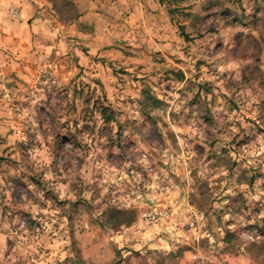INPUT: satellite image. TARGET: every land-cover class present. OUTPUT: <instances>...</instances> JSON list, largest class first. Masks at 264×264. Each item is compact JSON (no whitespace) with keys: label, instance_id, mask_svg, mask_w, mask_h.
Masks as SVG:
<instances>
[{"label":"rangeland","instance_id":"1","mask_svg":"<svg viewBox=\"0 0 264 264\" xmlns=\"http://www.w3.org/2000/svg\"><path fill=\"white\" fill-rule=\"evenodd\" d=\"M5 13L0 264H264V0Z\"/></svg>","mask_w":264,"mask_h":264},{"label":"crops","instance_id":"2","mask_svg":"<svg viewBox=\"0 0 264 264\" xmlns=\"http://www.w3.org/2000/svg\"><path fill=\"white\" fill-rule=\"evenodd\" d=\"M24 4L25 3V0H3L2 3H0V44L2 45H7L8 43H12L16 49L17 47H21L22 45L26 46L29 41L27 40L28 39V36L27 34H22L20 35V33L16 34L15 35V32H11V36H7L5 35L4 33H7V31L9 29H12L11 27L15 26L17 27V24L16 23H9V19L5 18L6 16V11H8V7L9 6H19L21 4ZM27 10H28V13L31 11L30 10V7L27 6L26 7ZM25 8V10H26ZM18 29V28H17ZM16 52H19L18 50H16ZM250 263L251 264H255L254 261L250 260ZM234 264H239L238 262L234 263ZM245 264H248V263H245Z\"/></svg>","mask_w":264,"mask_h":264},{"label":"trees","instance_id":"3","mask_svg":"<svg viewBox=\"0 0 264 264\" xmlns=\"http://www.w3.org/2000/svg\"><path fill=\"white\" fill-rule=\"evenodd\" d=\"M174 10H170V13H173ZM132 214L129 212H117L116 215L111 217L112 221H115L117 225H126V226H130L132 224L133 219L132 218Z\"/></svg>","mask_w":264,"mask_h":264},{"label":"clouds","instance_id":"4","mask_svg":"<svg viewBox=\"0 0 264 264\" xmlns=\"http://www.w3.org/2000/svg\"><path fill=\"white\" fill-rule=\"evenodd\" d=\"M2 2H3V0H0V3H2ZM262 150H264V149H262ZM4 240H5V237L0 235V244H2L4 242Z\"/></svg>","mask_w":264,"mask_h":264},{"label":"built area","instance_id":"5","mask_svg":"<svg viewBox=\"0 0 264 264\" xmlns=\"http://www.w3.org/2000/svg\"><path fill=\"white\" fill-rule=\"evenodd\" d=\"M161 215H162V216H166L167 213H166V212H162ZM193 225H194V223H192V226H193Z\"/></svg>","mask_w":264,"mask_h":264}]
</instances>
